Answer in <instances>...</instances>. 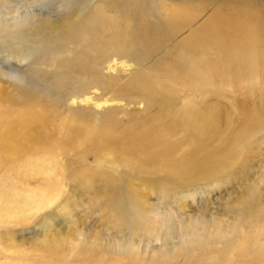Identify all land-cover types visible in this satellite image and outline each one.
<instances>
[{
  "label": "bare ground",
  "instance_id": "6f19581e",
  "mask_svg": "<svg viewBox=\"0 0 264 264\" xmlns=\"http://www.w3.org/2000/svg\"><path fill=\"white\" fill-rule=\"evenodd\" d=\"M55 8L62 9L53 20L21 15L17 21L16 0H0V51L11 53L18 62L29 59L30 80L14 87L16 112L40 107L38 113L20 111L14 123L1 118L2 110L0 138L10 143L3 149L20 158L28 151L18 167L42 175L39 186L27 189L17 185L16 171V183L0 193V218L50 201L62 174L72 172L68 163L59 169L58 156L89 150L98 158L109 152L115 168L97 173L107 186L104 202L112 212L118 203L126 206L121 212L133 217L112 240L120 248L132 247L136 240H144V228L151 227L159 241L142 244V254L151 253L152 259L143 263L128 259L127 264H264V244L251 231H241L232 240L229 229L215 218L182 217L172 206L173 215L171 208L159 210L129 190L141 178L156 193L169 192L174 198L175 190L186 191L207 173L229 166V151L211 145L213 111L187 105L172 123L127 132L117 129V120L103 130L93 128L95 112L86 114L78 104L72 107L78 116L57 124L42 109L46 102L60 107L90 88L100 96L112 93L114 100L152 102L168 91L170 79H191L207 71L209 56L236 77L264 75V0H56ZM145 11L157 13L150 19ZM158 74L163 75L160 80ZM98 112L104 115L106 110ZM246 116L249 125L239 135L237 150L246 148L247 135L261 119L256 113ZM33 125L42 129L41 137L33 133ZM179 129L192 138L177 137ZM39 155L51 159H37ZM257 200L258 192L252 188L236 211L253 213ZM175 249L177 254L167 259Z\"/></svg>",
  "mask_w": 264,
  "mask_h": 264
},
{
  "label": "rangeland",
  "instance_id": "374dc122",
  "mask_svg": "<svg viewBox=\"0 0 264 264\" xmlns=\"http://www.w3.org/2000/svg\"><path fill=\"white\" fill-rule=\"evenodd\" d=\"M157 1L164 3L168 0ZM55 2L16 0V20H20L17 16L21 15L28 20H53L62 9L55 8ZM145 12L150 19H154L157 13ZM6 52L0 51V112L4 111L3 120L14 123L20 111L38 113L40 107H35L37 110L22 107L16 112V103L12 101L14 87L30 80L29 59L18 62L14 55ZM205 61L209 65L207 71L197 72L191 79H170L168 91L152 102L147 98L114 100L112 93L100 96V91L90 88L77 99H68L60 107L46 102L42 109L52 123L57 124L69 120L68 116H78L72 108L78 104L86 114L95 112L91 122L93 128L103 130L111 121L117 120V129L127 132L172 123L175 115L187 105L213 111L215 133L211 145L229 151L232 157L229 166L207 173L197 183L186 186V191L185 187L181 191L175 190V202L169 192L158 194L141 178L131 183L136 189L130 186L129 190L140 193L146 204H156V208L160 206L159 210H162L161 207L168 211L171 208L173 215L175 210L172 206L179 209L182 217L215 218L229 229L232 240L239 232L248 230L264 244V75L236 77L220 68L213 57L209 56ZM162 77L157 75L159 80ZM98 108V111L105 109L106 113L101 115ZM247 112L256 113L261 119L247 135L246 148L237 150L239 135L249 125ZM105 120L108 123H103ZM3 129L0 126V131ZM31 129L35 135H43L41 128L33 125ZM176 136L192 138L186 129H179ZM9 144L6 139L0 138V193L8 192L9 186L16 183V171H19L17 185L21 188L39 186L42 175L16 165L27 158L28 151H22L20 158L17 153L3 149ZM36 158L51 159L48 155ZM57 161L61 171L68 163V170L74 175L69 171L62 174L50 201L40 207L24 206L26 209L22 213L0 218V264H127L128 259L141 263L152 259L151 253L150 256L142 254L146 241L152 245L159 244L157 237L150 232L151 227L144 228L147 230L144 231V240H136L132 247L120 248L112 240L119 234L120 227L132 223L133 217L121 212L126 206L119 207L121 204L118 203V208L112 212L104 202L106 193L103 190L107 186L104 188V177L97 173L100 169L111 171L115 168L110 153L104 152L96 158L87 150L80 155L70 153L69 156H58ZM252 188L258 192L257 205L253 213L242 215L236 210ZM130 231L133 232L132 229ZM171 253L167 259L175 256L177 250Z\"/></svg>",
  "mask_w": 264,
  "mask_h": 264
}]
</instances>
